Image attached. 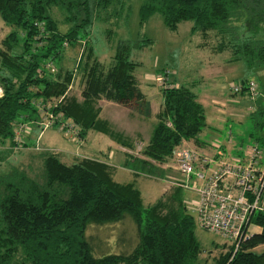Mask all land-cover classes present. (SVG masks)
I'll return each mask as SVG.
<instances>
[{
  "label": "trees",
  "instance_id": "trees-1",
  "mask_svg": "<svg viewBox=\"0 0 264 264\" xmlns=\"http://www.w3.org/2000/svg\"><path fill=\"white\" fill-rule=\"evenodd\" d=\"M124 2L0 0V15L12 27L0 44L2 144L10 140V148L21 142L27 145L18 127L34 116L41 120L39 108L52 117L48 126L65 131L62 124L69 121L79 127L78 136L97 128L114 138L96 101L141 103L144 93L134 73L138 62L130 58L133 44L129 40L119 42L107 66L96 56L91 60L94 51L89 36L97 8L130 5ZM53 7L63 10L68 26H59L51 13ZM154 12H160L171 29L188 19L191 32L219 35L215 49L230 47L231 59L242 60L248 68L264 63V28L258 23L264 21V0H142L141 20ZM254 14L259 17L250 18ZM83 39L86 44L76 64L84 75L82 99L78 100L67 95L74 69L52 71L49 64L59 62L64 45ZM161 90L157 120L141 150L163 162L183 140L199 142V132L207 122L205 108L190 86L166 85ZM252 113L255 124L262 127L264 101ZM253 138L264 146V134ZM38 155L40 178L16 166L0 171V264H195L199 259L195 217L187 209L182 186L171 184L145 205L139 187L133 181L114 179L112 165L106 161L78 156L66 162L58 150L50 149ZM126 214L135 223L133 247L126 252H97L95 235H88V226L120 221ZM250 220L260 230L243 239L236 249L226 239L213 264H264V248L257 249L264 244V211H254Z\"/></svg>",
  "mask_w": 264,
  "mask_h": 264
},
{
  "label": "rangeland",
  "instance_id": "rangeland-1",
  "mask_svg": "<svg viewBox=\"0 0 264 264\" xmlns=\"http://www.w3.org/2000/svg\"><path fill=\"white\" fill-rule=\"evenodd\" d=\"M141 2L142 0H125L124 5L127 3L130 5L124 6L123 9L117 4L97 8L89 36L94 51L91 60L96 56L107 66L119 42L129 40L133 44L130 58L138 62L134 69L137 76L142 77L145 71L157 74L168 68L172 71L169 81L174 82L175 79L180 84L191 86L199 93L197 98L205 108L207 122L199 132V136L204 137L208 142L202 147L192 139L183 140L181 146L197 149L209 156L213 155L214 151V153L220 151L227 158L237 154L244 156L250 145L256 142L253 137L264 134V116L262 127L257 126L258 123L255 124L257 121L255 122L252 117L254 109L264 101V63L248 68L242 60L231 59L230 47L215 49L220 41L219 35L211 32L209 33L211 35L204 36L198 31L191 32V20H181L175 29H171L165 24L162 14L154 12L142 21L139 16ZM51 13L61 28L68 26L63 20V10L53 7ZM257 17L259 16L254 14L250 18L257 19ZM243 19V16L240 17L239 22ZM258 23L264 28L263 20H259ZM11 28V25L6 24L0 15V44ZM143 38L147 39L143 40ZM84 41L83 39L73 45L69 43L64 45L59 62L54 61L49 64L52 71L74 69V77L68 87L67 95H73L78 100L82 99L84 75L76 64L86 44ZM144 77L151 78L145 75ZM242 78L253 79L256 82L257 94L254 97L249 96L246 91L231 90V85ZM143 80L140 87L148 96L137 106L120 105L102 98L96 101L100 107V116L106 119L115 134L112 135L114 140L97 128H89L82 137L73 138L71 134L61 129L44 126L45 124L34 116L27 119L29 121H25V125L18 131L22 136L21 139L28 142L27 145L21 142L17 143L16 147L10 148V140L4 144L0 142L2 155L0 171H9L12 166H16L24 169L31 176L40 178L42 167L38 153L46 149H57L61 159L66 162H73L78 156H93L112 165L111 172L114 179L121 182L133 181L141 190L145 205L152 203L167 185H178L179 180H184V175L179 172L173 157L163 162L149 163L150 166L152 165L150 169L155 171L149 174L145 173V169L139 163L140 159L136 158L140 153L143 154L141 148L151 134V129L157 120L158 109L163 101L162 84L155 79L153 83ZM39 111L42 113L40 108ZM121 142L130 148L133 147L134 153L120 147L118 143ZM258 144L264 147L263 144ZM162 170L164 176H159L156 171ZM182 196L196 222L194 209L196 191L183 186ZM134 225L131 216L126 214L120 221L89 225L87 233L95 235L97 252H126L133 247L132 244L137 238ZM195 232L201 244L199 259L195 264H213L218 254L224 250L222 245L226 239L201 227L197 222ZM262 248L264 244L257 247L258 250Z\"/></svg>",
  "mask_w": 264,
  "mask_h": 264
},
{
  "label": "built area",
  "instance_id": "built-area-1",
  "mask_svg": "<svg viewBox=\"0 0 264 264\" xmlns=\"http://www.w3.org/2000/svg\"><path fill=\"white\" fill-rule=\"evenodd\" d=\"M171 73L170 69L164 68L154 74V79L162 86L177 85L169 81ZM231 90L246 91L251 97L257 94L253 79H241L231 85ZM40 109L42 113L45 111ZM42 115L40 122L48 126L52 117ZM24 125L21 123L18 131ZM63 125H66V133L73 138L79 137V127H74L69 121ZM172 157L179 172L184 175V180H179L177 184L192 188L197 193L194 205L196 222L229 240L236 249L253 232L252 213L264 211V149L255 142L244 156L237 154L227 158L220 151L209 156L197 149L179 145Z\"/></svg>",
  "mask_w": 264,
  "mask_h": 264
},
{
  "label": "crops",
  "instance_id": "crops-1",
  "mask_svg": "<svg viewBox=\"0 0 264 264\" xmlns=\"http://www.w3.org/2000/svg\"><path fill=\"white\" fill-rule=\"evenodd\" d=\"M144 75L145 76H148V77H151V78H145L144 77ZM142 79H144L143 81H148V82H150V81H152V83L154 82V74L153 73H150V72H148V71H145L144 73H143V76L141 77V76H139V80H140V83L139 84H141L142 83ZM174 83L175 84H180V83H178L175 79H174ZM191 87V86H190ZM141 88V87H140ZM192 88V87H191ZM193 89V88H192ZM142 90V89H141ZM195 91V90H194ZM142 92L144 93V98H143V100L141 101V102H143L144 100H146V98H147V93H145L143 90H142ZM161 92H162V90H161ZM196 92V91H195ZM197 94H199L198 92H196ZM103 99V98H102ZM103 100H105V101H107V102H112V103H116V104H120V105H122L121 103H118V102H115V101H111V100H108V99H103ZM160 109V108H159ZM158 109V110H159ZM151 133V132H150ZM31 136V135H30ZM149 138V137H148ZM111 139H113V138H111ZM114 140V139H113ZM185 140H190V139H185ZM206 142H208V140H206L204 137H201V136H199V142H195V143H197L198 145H200V146H202V147H205L206 146ZM119 145H120V147H122V148H125L126 149V151H129V152H131V153H134V152H132V151H134V149H132V148H130L129 146H127V145H124L122 142L121 143H118ZM50 150H57V149H50ZM131 150V151H130ZM206 151V150H205ZM140 152V151H139ZM215 152V151H214ZM214 152H213V154H214ZM138 153V152H137ZM126 155L128 156V157H130L127 153H126ZM133 155V154H132ZM112 156V155H111ZM136 158L137 159H140V162L139 163H141V166L145 169V173H147V174H149V173H152V172H155L152 168L150 169V167L152 166H150V164L153 162V161H155V160H153V159H151V158H149L148 156H146V155H144V154H141L140 153V155H138V156H136ZM142 159V160H141ZM150 163V164H149ZM156 165V164H155ZM165 169H168V168H165ZM169 170V169H168ZM164 170H162V171H156L157 172V174H159V176H164V172H163ZM169 172H171L170 170H169ZM170 185H167L166 187H165V189L162 191V193L166 190V189H168V187H169ZM251 229H252V231L254 232V231H259L260 230V226L259 225H257V224H252L251 225Z\"/></svg>",
  "mask_w": 264,
  "mask_h": 264
}]
</instances>
